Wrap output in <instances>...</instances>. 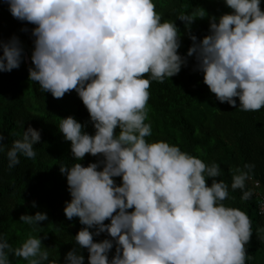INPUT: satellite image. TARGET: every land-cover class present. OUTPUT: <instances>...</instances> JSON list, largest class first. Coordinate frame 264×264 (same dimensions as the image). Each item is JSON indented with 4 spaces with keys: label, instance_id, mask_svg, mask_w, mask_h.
<instances>
[{
    "label": "clouds",
    "instance_id": "1",
    "mask_svg": "<svg viewBox=\"0 0 264 264\" xmlns=\"http://www.w3.org/2000/svg\"><path fill=\"white\" fill-rule=\"evenodd\" d=\"M5 3L14 18L35 25L29 80L57 99L74 90L95 129L88 134L87 124L72 116L60 118L58 126L74 160L86 154L102 157L88 166H60L71 196L64 213L85 226L74 241L88 250V264H246L252 222L224 202L234 199L230 189L242 192L241 201L252 198L247 182L255 164L233 169L230 185L217 181L223 174L219 164H206L163 140L149 141L152 125L146 121L151 83L179 74L193 56L195 70L203 73V83L219 102L235 107L238 97L243 112L264 108L261 0H224L231 11L208 17L209 34L202 40L191 34V25L205 13H180L176 18L192 41L186 56L178 54L182 34L175 20L162 19L154 0ZM0 49V72L18 69L24 56L20 39L0 42ZM3 140L0 135V150ZM40 141V131L24 130L6 151L8 168L19 165L21 157L34 160ZM47 220L39 211L20 216L33 231ZM257 232L264 239V228ZM102 233L111 239L94 242V235ZM10 255L27 264H56L31 234L15 248L0 237V264H11ZM63 264H84V257L74 248Z\"/></svg>",
    "mask_w": 264,
    "mask_h": 264
},
{
    "label": "trees",
    "instance_id": "2",
    "mask_svg": "<svg viewBox=\"0 0 264 264\" xmlns=\"http://www.w3.org/2000/svg\"><path fill=\"white\" fill-rule=\"evenodd\" d=\"M154 3L162 19L175 20L182 34L178 49L182 56L187 55L192 41L184 23L176 18L180 13L193 10L205 13V18H198L191 25V34L202 40L209 34L208 17H220L231 11L224 0H154ZM260 7L264 10V0H261ZM34 27L14 18L5 0H0V42L17 36L24 49L18 69L0 72V135L4 137L5 144L4 150H0V237L7 239L15 248L30 234L35 235L49 251L50 261L63 264L66 254L75 248L83 255L84 264H88V250L74 241L85 226L78 218L67 219L64 213L71 196L66 175L60 172V166L71 167L78 162L88 166L102 157L86 154L82 161L74 160L70 141H66L58 131L60 118L72 116L87 124L84 130L88 134H94L89 113L78 94L73 90L57 99L51 93H43L38 83L29 80L34 40L31 30ZM195 65V57H189L187 66H183L179 74L163 83H151L146 122L152 125V136L146 139L175 144L206 164L216 162L223 174L215 179H222L229 185L233 169L243 167L245 163L255 164L252 180L247 182V187L254 190L252 198L241 201L242 192L230 189L229 195L234 199H227L224 203L244 211L252 222L253 235L245 246L246 264H264V239L257 232L264 228V214L258 212L259 197L264 196V108L243 112L238 108V97L235 98V107L219 102L203 83V73L196 71ZM29 126L41 133V141L34 146L37 156L34 160L21 157L20 164L9 169L6 151L15 140L22 139ZM114 179L117 185L121 184L120 177ZM257 181L258 188L255 187ZM211 182L212 178L206 181L209 186ZM33 202L36 207H33ZM38 211L46 213L48 220L40 222L33 231L20 221V216L35 215ZM104 223L109 224L110 220ZM93 239L100 242L111 237L102 233L94 235ZM114 254L115 244L109 252V260ZM9 259L11 264H27L13 255Z\"/></svg>",
    "mask_w": 264,
    "mask_h": 264
},
{
    "label": "built area",
    "instance_id": "3",
    "mask_svg": "<svg viewBox=\"0 0 264 264\" xmlns=\"http://www.w3.org/2000/svg\"><path fill=\"white\" fill-rule=\"evenodd\" d=\"M258 212L260 214H264V196L259 197Z\"/></svg>",
    "mask_w": 264,
    "mask_h": 264
}]
</instances>
